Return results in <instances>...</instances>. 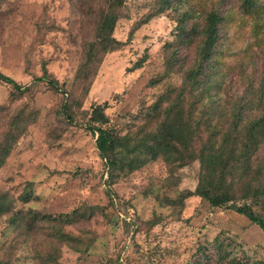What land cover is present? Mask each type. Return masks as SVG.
<instances>
[{"label": "rangeland", "instance_id": "374dc122", "mask_svg": "<svg viewBox=\"0 0 264 264\" xmlns=\"http://www.w3.org/2000/svg\"><path fill=\"white\" fill-rule=\"evenodd\" d=\"M95 8L90 0H0V72L30 85L10 97V87L0 82L1 157L8 148L0 165L6 199L0 264H264L263 254L246 249L264 244L257 225L239 232L243 217L185 197L198 184L196 154L213 140L208 122L228 125L222 116L205 115L209 107L227 112L250 88L264 85V10L256 20L242 13L240 0H187L178 8L160 0H125L113 32L123 45L103 55L84 94L72 80L93 37ZM189 8L197 22L213 9L227 17L213 61L220 83L213 103L200 90L179 97L199 42L176 50L177 19ZM187 22L189 27L193 21ZM42 66L67 83L70 95L64 98L75 121L58 113L62 94L33 84ZM175 101L174 110L190 127L189 155L173 162L158 157L110 178L83 124L91 106L106 104L110 124L132 148L162 123ZM258 172L264 174V142L251 170H236L226 181L239 196L260 184Z\"/></svg>", "mask_w": 264, "mask_h": 264}, {"label": "trees", "instance_id": "16d2710c", "mask_svg": "<svg viewBox=\"0 0 264 264\" xmlns=\"http://www.w3.org/2000/svg\"><path fill=\"white\" fill-rule=\"evenodd\" d=\"M92 1L96 7L93 37L85 44L82 61L72 80L83 86L84 94L88 92L95 75V67L99 65L103 55L118 50L123 45L113 37V32L121 17L125 0H90L91 3ZM186 1L160 0L165 7L174 5L177 8ZM240 9L244 15L255 16L258 20L261 16L260 12L264 10V4H259L258 0H240ZM194 13L189 8L177 19L176 50L181 45L190 46L199 39L195 65L191 70L186 71L179 97L181 98L186 90L190 94L200 90L201 93L206 92L204 98L213 103V96L220 87V83L216 81L218 72L213 61L220 52L218 49L220 33L225 27L227 17L219 9H213L202 14L201 22H197ZM187 20L193 21L189 27ZM136 27L131 30L129 37L132 36ZM136 67H140V62L136 64ZM0 82L10 87V97H18L30 89V85H20L1 72ZM34 83H45L53 91L62 94L58 113L67 122L75 121L71 115V105L64 98V95L68 93L70 95L67 83H59L44 66H42L41 76L33 78ZM193 98L194 102L197 101L200 94L193 95ZM241 101L227 112L224 109L216 111L213 106L209 107L205 115L212 118L217 115L222 116L227 119L228 125L219 123V126H216L208 122L207 126L213 140H209L206 146L198 150L196 154V159L200 163L198 184L194 192H188L185 197L197 196L207 202L213 211L224 209L232 211L246 220V226L257 225L264 232V174L258 172L257 178L261 177L260 184L253 189L247 188L239 196H235L232 180L226 181L236 170H241L243 173L251 170V158L259 144L264 142V85L257 91L250 88ZM171 106L167 109L162 123L155 130L145 133L140 143L132 148L125 137L117 134L110 124L105 114L106 104L91 106L83 124L86 131L95 137L96 148L104 161V169L109 171L110 178L117 170L124 171L127 168L128 172H131L136 167L158 157L166 162H173L181 161L189 155V124L183 121L179 110H174L177 107V101ZM154 108L156 109L157 105ZM254 111H258L259 114L253 116ZM14 125L18 127L17 124ZM7 153L8 148H5L3 156ZM3 156H0V165ZM106 182L109 185V179ZM5 200V197L0 195V213L4 211L2 207L5 205ZM255 261L253 260V264H261V261Z\"/></svg>", "mask_w": 264, "mask_h": 264}, {"label": "crops", "instance_id": "0c3cea01", "mask_svg": "<svg viewBox=\"0 0 264 264\" xmlns=\"http://www.w3.org/2000/svg\"><path fill=\"white\" fill-rule=\"evenodd\" d=\"M250 226H252V225H247L246 226V224H245V226H242L241 228H239V232L241 230L248 229ZM246 249H247L249 255H251L253 253H256V252L257 253H261V254L264 255V244L263 245L262 244H258V245H255L254 247H250V248H246ZM262 261H264V257H263Z\"/></svg>", "mask_w": 264, "mask_h": 264}]
</instances>
